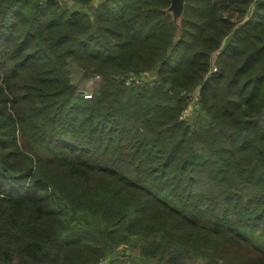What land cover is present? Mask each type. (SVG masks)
Masks as SVG:
<instances>
[{"label":"trees","instance_id":"16d2710c","mask_svg":"<svg viewBox=\"0 0 264 264\" xmlns=\"http://www.w3.org/2000/svg\"><path fill=\"white\" fill-rule=\"evenodd\" d=\"M182 3L0 0V264H264V0Z\"/></svg>","mask_w":264,"mask_h":264},{"label":"rangeland","instance_id":"374dc122","mask_svg":"<svg viewBox=\"0 0 264 264\" xmlns=\"http://www.w3.org/2000/svg\"><path fill=\"white\" fill-rule=\"evenodd\" d=\"M172 12L174 13V15L176 17H178V15L180 14L181 11L177 15H176L174 10H172ZM193 109H194V105L192 104L191 107L189 108V110L186 112L185 117H189L192 114ZM194 264H209V263H208L207 259L203 258L200 260V262H195Z\"/></svg>","mask_w":264,"mask_h":264},{"label":"water","instance_id":"95a60500","mask_svg":"<svg viewBox=\"0 0 264 264\" xmlns=\"http://www.w3.org/2000/svg\"><path fill=\"white\" fill-rule=\"evenodd\" d=\"M182 0H173L172 9L175 11L176 15L182 10Z\"/></svg>","mask_w":264,"mask_h":264}]
</instances>
